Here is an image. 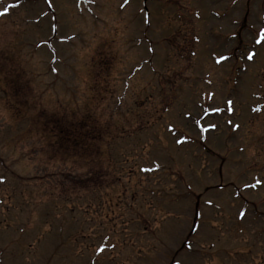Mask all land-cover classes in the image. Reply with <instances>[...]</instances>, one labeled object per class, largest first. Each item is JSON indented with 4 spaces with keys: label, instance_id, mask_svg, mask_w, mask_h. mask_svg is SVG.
I'll return each mask as SVG.
<instances>
[{
    "label": "rangeland",
    "instance_id": "rangeland-1",
    "mask_svg": "<svg viewBox=\"0 0 264 264\" xmlns=\"http://www.w3.org/2000/svg\"><path fill=\"white\" fill-rule=\"evenodd\" d=\"M14 3L0 264H264V0Z\"/></svg>",
    "mask_w": 264,
    "mask_h": 264
},
{
    "label": "snow or ice",
    "instance_id": "snow-or-ice-1",
    "mask_svg": "<svg viewBox=\"0 0 264 264\" xmlns=\"http://www.w3.org/2000/svg\"><path fill=\"white\" fill-rule=\"evenodd\" d=\"M17 6H18V4H15L14 3V4L10 5L9 7L4 8L3 11H0V17L5 16V15H8L9 14V11H10V8H15ZM254 43H256V44H262V43H264V29H262L258 33V38H254ZM153 51H155V50L153 49ZM254 56H255V52H249L248 53V59L249 60L253 59ZM220 59L221 60H227L228 58L227 57H221ZM259 110L260 109H253V111H259ZM216 111H219V109H217ZM229 123H231V121H229ZM216 127H217L216 124L209 125V128H213L214 129ZM235 127L236 128H239V125H235ZM205 131H207V129H205ZM177 143H183V141L178 139L177 140ZM155 167L158 168L159 165H156ZM151 170H153V169H143V171H151ZM258 185H264V180L254 178V183H252L251 185H248V186L255 188ZM239 215H240L241 218H243V216L245 215V213L241 212V213H239ZM104 250H105L104 248H100L99 249V251H101V252H103Z\"/></svg>",
    "mask_w": 264,
    "mask_h": 264
}]
</instances>
